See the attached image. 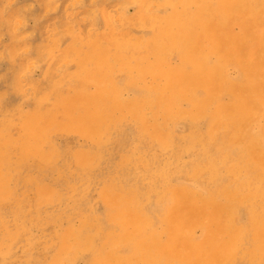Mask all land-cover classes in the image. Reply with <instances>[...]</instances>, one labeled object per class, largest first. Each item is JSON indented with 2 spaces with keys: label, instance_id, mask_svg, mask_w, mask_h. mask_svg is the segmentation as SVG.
I'll list each match as a JSON object with an SVG mask.
<instances>
[{
  "label": "rangeland",
  "instance_id": "rangeland-1",
  "mask_svg": "<svg viewBox=\"0 0 264 264\" xmlns=\"http://www.w3.org/2000/svg\"><path fill=\"white\" fill-rule=\"evenodd\" d=\"M249 6L239 25L242 0H0V264H264ZM208 13L216 37L164 48Z\"/></svg>",
  "mask_w": 264,
  "mask_h": 264
},
{
  "label": "bare ground",
  "instance_id": "bare-ground-1",
  "mask_svg": "<svg viewBox=\"0 0 264 264\" xmlns=\"http://www.w3.org/2000/svg\"><path fill=\"white\" fill-rule=\"evenodd\" d=\"M243 4L245 6V9L240 13L239 15V19L243 22V23H239V22H234V23H238L239 25H244L245 18L247 16H249V13L251 12L252 7L249 6V0H242ZM202 13H206L205 11H203ZM207 17L204 18H200L197 14L195 15V17L191 16L188 17V19L190 21L185 22V33H184V37L182 38H176L173 36L171 31L165 32V46L164 48H167L170 45H174L177 47L179 46V48L181 49V53L180 56L182 58H189L187 51L189 49H191L193 47V45L196 43V35H203L204 37H206L207 35H210L212 38L216 37V23L214 21V19L212 18V16L210 15V13H208ZM168 25H171V22ZM214 30V31H212ZM211 32V33H210ZM218 33L221 32V29H218L217 31ZM219 35V34H218ZM217 35V36H218ZM196 39V40H195ZM182 47V48H181ZM246 52L243 53V55ZM203 62V60H201ZM255 64V61L252 62V65ZM257 64H260V62H257ZM170 74V73H169ZM207 70L205 67L201 66L200 64L198 65V67L195 69V73H194V77L191 78L193 82H195V77L198 78L202 83H205V85L207 84ZM182 76H179L178 74H174L172 76V78H180ZM184 79V78H183ZM183 82H190V81H183ZM59 108V105H56L55 110H57ZM126 140V139H124ZM69 182L72 185V180H69ZM26 259H32L33 261L36 260L37 258H33L32 255H27ZM36 264H38L37 262H35Z\"/></svg>",
  "mask_w": 264,
  "mask_h": 264
}]
</instances>
